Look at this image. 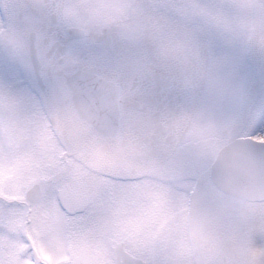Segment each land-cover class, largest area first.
<instances>
[{"label":"clouds","instance_id":"clouds-1","mask_svg":"<svg viewBox=\"0 0 264 264\" xmlns=\"http://www.w3.org/2000/svg\"><path fill=\"white\" fill-rule=\"evenodd\" d=\"M0 37H11L0 38V54L33 81L0 80V127L13 130L0 132V237L26 243L31 232L45 244L62 242L70 257L87 244L97 264H264V227L255 228L264 226V155L252 154L257 145L247 131L249 116L264 119V100L257 109L235 63L245 55L264 63V0H35L23 13L3 6ZM144 41L152 46L149 71L131 86L143 104L158 99L168 119L152 114L142 142L153 150L137 154L123 150L127 120L103 124L106 107L69 115L66 75L89 58L118 63L119 49ZM218 84L231 90L220 108L211 103ZM162 144L167 151H155ZM24 156L42 161L44 199L32 173L8 176ZM126 160L148 166L143 179L164 191L166 226L141 219L150 202L125 201L119 185L102 182L87 220L66 230L50 219L59 192L87 177L129 176ZM12 251L0 244V264H11Z\"/></svg>","mask_w":264,"mask_h":264},{"label":"flooded vegetation","instance_id":"flooded-vegetation-1","mask_svg":"<svg viewBox=\"0 0 264 264\" xmlns=\"http://www.w3.org/2000/svg\"><path fill=\"white\" fill-rule=\"evenodd\" d=\"M30 2H35V0H0V14H2L4 5H8L11 12L23 13L25 6ZM0 38L11 39V37ZM51 42L54 45L58 43L55 37L52 38ZM105 47H112V45L106 44ZM83 54L87 56V53ZM162 54L167 55V52L162 51ZM152 55L153 53L151 44L147 41H144L129 48L119 49V55L117 57L118 63L110 58H89L85 65L76 71L69 72L66 75V78L72 84L71 90L67 93V103L70 109L69 115L71 117H75L76 108L78 107L75 100V90L73 89V85H77L80 82H90L92 78L107 82L112 85L114 91L117 94L115 119L122 117L128 122V128L124 134L123 150L127 151L128 153L137 154L152 151L153 149L150 145H146L142 142V137H148L151 135V116L153 113L161 111V106L158 99L153 100L149 104H143L140 101L138 95L135 93L134 88L131 86L139 75L149 71V60ZM249 61L253 67L250 72L249 83L252 88L253 96H255L257 89L255 79L264 76V63H262L259 58L252 55H249ZM27 78L31 85H33L32 79H30L28 76ZM33 88L35 89L37 96L41 95L39 89L35 87ZM216 104L217 103L214 102L213 106L216 107ZM220 107L221 105L218 103V108ZM161 119H168L167 114L163 111H161ZM41 128L44 129L42 126ZM155 151L164 153L167 151V146L162 144L158 146ZM125 166L132 169L129 176L120 177L117 173H111V175H106L103 177H87L84 184L80 187L70 188L66 191L59 192L56 202L60 201L64 203L63 211L67 210L69 213L68 215L64 214V227H67L68 223L71 221L73 223L72 226L76 227L79 223L89 218V215L85 214H87V210H89L90 207L92 192L94 191L96 185L99 184V181H101L100 179H102V181L110 180L115 183L141 182L145 180L143 177H148L152 174L148 166L142 165L140 162L135 160H126ZM140 184L144 185L143 183ZM45 186V184H41L43 193L42 199L45 198V194L47 195V188ZM124 189L128 188L122 187L121 193L123 194L125 191H127ZM137 194L139 196H143V198H138L136 200L128 198L126 201L131 203L140 201L150 202L151 207L146 210L143 219L158 222V219H160V216H162L163 204L161 205V200H156L153 198V196L157 195L156 189L154 188L150 190V188L148 189L146 187L138 186ZM51 202L55 203V200L53 199ZM50 216H52V213ZM165 216H167V214ZM82 245L78 246L76 250L80 251L83 248ZM89 250L90 248L86 247V253H89ZM73 257L69 259L70 262L74 261L75 258Z\"/></svg>","mask_w":264,"mask_h":264},{"label":"rangeland","instance_id":"rangeland-1","mask_svg":"<svg viewBox=\"0 0 264 264\" xmlns=\"http://www.w3.org/2000/svg\"><path fill=\"white\" fill-rule=\"evenodd\" d=\"M217 47L219 48L220 46L217 45ZM235 63H236L237 70L240 73V75L248 80L250 69H251L248 55L237 57L235 59ZM0 80L19 82L26 86L31 85L30 81L27 78V75L23 72V70L17 64L10 62L3 54H0ZM214 87H215V95H214V99H212V104L216 102L217 103L216 108H218V103L222 107L224 98L230 94L231 90L226 85H223V84H218V85H215ZM33 91L35 92L34 88H33ZM255 93L256 94L254 96V99L257 102V109H258L260 101L264 100V78H263L262 84L260 85L259 88H257V92ZM257 122L264 123V119L259 117L258 111L256 114L249 116L247 120V131L249 132L251 128L253 127V125L256 124ZM4 131H7L9 135L13 134V130L11 128L5 129V128L0 127V132H4ZM44 132L45 130L42 129L41 127H39L37 130L38 139L40 140L42 144L46 142V137H45ZM49 154L51 157V153ZM42 166H43L42 161L35 160L30 156H24L12 162L8 166V176L11 177L13 172L27 171L33 174L32 175L33 182L45 184L46 185L45 187L47 188V184H46L47 177L42 174H38L36 171V170H39ZM4 169H5V163L2 160H0V184H3L5 180ZM100 180L101 181H99V183L102 182L105 185H113V184L119 185L120 188L117 194L125 201L128 198L135 199V200L138 198H141V199L143 198V196H139L137 194L138 186L146 187L148 189L150 188V190L155 188L157 195L153 196V198L156 200H161V205L163 204L162 202L164 200V195H165L164 191L160 188L155 187L153 184V181L150 179H145L144 181H141V182L137 181V182H128V183L127 182L115 183L110 180H103V181L102 179ZM140 183H143L146 186ZM122 187L128 188L129 190L124 189V190H127L128 192L125 191L124 194L121 193ZM3 196H4L3 191H0V197H3ZM45 197H46V194H45ZM8 199H12V197H8ZM53 199L55 200V203H52L50 201V203L48 204V214H49L50 219L62 229L70 230L74 228V226H72L73 225L72 221L71 222L69 221L70 223H68V226L64 227L65 225L63 221L64 203L60 201L56 202L57 197ZM160 209H161V206H160ZM162 210H163L162 216H160V219H158V222H157L158 227L160 228H163L164 226H166L168 222V215L165 216L167 213L165 211L164 206L162 207ZM90 212H91V208L89 207V210H87V214L85 215L90 216ZM51 213H52V216H50ZM67 215H68V212H67ZM143 216L141 217L142 220H144ZM261 227H264V226L260 224L255 225V228L257 231H259ZM29 233H30V237H29ZM27 235L30 238V240L27 237ZM26 241L27 243H19V242L7 241V238L0 237V244L7 242L12 247L13 251L10 256L11 264H16V262L19 261L20 256L23 255L25 249L30 244V241H32V245L35 248V252L41 258H43L44 256L49 257L52 264H97V261L93 258L92 249L87 244H83L82 245L83 248L80 251L75 249L73 253L74 257L72 256L75 259L73 262H70L69 259L71 257L65 254L64 246L62 242L60 241H54L51 244H45L39 239H36L32 235L31 232H28L26 234ZM86 247L90 248L89 253H86ZM23 264H24V261H23Z\"/></svg>","mask_w":264,"mask_h":264},{"label":"snow or ice","instance_id":"snow-or-ice-1","mask_svg":"<svg viewBox=\"0 0 264 264\" xmlns=\"http://www.w3.org/2000/svg\"><path fill=\"white\" fill-rule=\"evenodd\" d=\"M248 135L251 139L256 143L260 148H264V123L257 122L253 125L251 130L248 132ZM193 178H195V174H192ZM27 243V241H26ZM23 256L24 264H52L49 257L44 256L41 258L34 250L31 244L25 249Z\"/></svg>","mask_w":264,"mask_h":264},{"label":"water","instance_id":"water-1","mask_svg":"<svg viewBox=\"0 0 264 264\" xmlns=\"http://www.w3.org/2000/svg\"><path fill=\"white\" fill-rule=\"evenodd\" d=\"M102 85L100 84L99 87L100 88L103 87V89L93 88L92 91H93V93L97 94V100L95 102L98 103V106L106 107L107 103H109V100L107 98L109 91L104 87V85L103 86ZM250 151L257 158H260L262 155H264V148H260L259 146H257L256 148L250 149ZM39 196H40V194H39Z\"/></svg>","mask_w":264,"mask_h":264}]
</instances>
